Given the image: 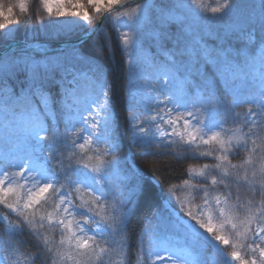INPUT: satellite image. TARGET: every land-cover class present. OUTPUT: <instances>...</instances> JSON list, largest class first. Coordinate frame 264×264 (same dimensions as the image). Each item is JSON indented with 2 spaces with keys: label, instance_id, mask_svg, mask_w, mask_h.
I'll return each mask as SVG.
<instances>
[{
  "label": "snow or ice",
  "instance_id": "1",
  "mask_svg": "<svg viewBox=\"0 0 264 264\" xmlns=\"http://www.w3.org/2000/svg\"><path fill=\"white\" fill-rule=\"evenodd\" d=\"M41 2L50 19L39 23L71 42L60 50L28 42L0 50V224L7 236L0 264H113V257L125 264L131 206L154 194L135 169L122 175L114 156L119 77L110 82L81 50L109 19L127 63V119L137 145L216 161L186 170L204 184L185 180L169 189L163 207L156 200L137 264H207V246L223 264H264V0H145L130 11L121 10L127 0ZM17 8L28 12L27 0L6 12L0 3L4 41L20 26ZM100 35L112 51V37ZM86 144L92 156L77 151ZM241 150L242 161L232 163ZM184 189L189 200H202L195 211L175 195ZM46 206L52 211L42 212ZM30 241L35 252L25 251Z\"/></svg>",
  "mask_w": 264,
  "mask_h": 264
},
{
  "label": "trees",
  "instance_id": "2",
  "mask_svg": "<svg viewBox=\"0 0 264 264\" xmlns=\"http://www.w3.org/2000/svg\"><path fill=\"white\" fill-rule=\"evenodd\" d=\"M16 0H0V3L6 7L15 3ZM86 4V0H83ZM28 12L20 13L19 9L15 10L16 17L20 20V26L18 29H13V37L10 39H22V40H63L68 39L64 36L63 32L57 30V28L47 25L42 26L39 23L38 17H43L46 21L50 18L47 12L44 10L41 0H27ZM89 14L96 16L95 11L88 7ZM14 17V18H16ZM51 19H56L52 17ZM63 19H78L76 17H61ZM90 27V26H89ZM103 32H107L112 37V51H109L107 47H101V35ZM97 33L91 36L82 46V52L85 55L95 57L100 64L103 65L106 73V79L112 81L113 74L115 73L119 78L115 81L116 93L113 100L114 117L116 119L117 128L116 131L120 137V147L114 153L115 158L119 161L122 175H131L132 169H135L136 173L142 178V181L150 187V191L154 194V198L150 201H141L138 204L132 205L127 221V236H128V248L126 249L125 264H137V253L139 250V237L141 235L142 228L145 220L149 217L152 210L156 207V200L159 199L160 206L163 207V197L172 185L180 184L189 179V175L186 174V170L189 167H194L201 164H214L215 160L212 159H177L171 155V150L168 149H156L154 146L151 148L140 147L135 140L132 139L130 129L128 127V110L126 107V88L124 87V81L126 76V60L125 55L122 52L118 41L116 30L111 20L103 21V24ZM7 40V41H8ZM0 38V48L7 42ZM54 45V44H51ZM224 103L231 105L232 97L230 94L225 93L222 97ZM246 106L234 109L235 111H243ZM224 119L223 116L220 117ZM228 127H234L231 123L227 124ZM61 132H63L64 124H60ZM89 147H85L83 150L77 149L78 152H86L89 156L93 155V152L89 150ZM103 148L102 146H100ZM159 154H154V153ZM245 153L241 150L239 155L229 156L232 163H239L244 158ZM111 158V157H109ZM86 163H95V160L85 161ZM240 194L242 198L248 196L246 187L240 188ZM84 198L87 196L83 193ZM79 201V197H74ZM259 199V197H257ZM2 211H6L3 206H0ZM42 212L52 211L51 207L46 206L41 209ZM12 221L17 219L15 213L8 212ZM49 236H53V233L48 232ZM26 238V237H25ZM7 239L4 228L0 224V241ZM60 236L58 233L54 235V240L58 241ZM103 246V242L100 243ZM147 247L145 238V248ZM25 251L35 252L36 248L33 246V242L30 241ZM204 256L207 260V264H223L222 259L215 252L211 246H207L204 251ZM113 264H118L120 257H113ZM35 264H40V261H35ZM143 264H148L147 259L143 261Z\"/></svg>",
  "mask_w": 264,
  "mask_h": 264
},
{
  "label": "rangeland",
  "instance_id": "3",
  "mask_svg": "<svg viewBox=\"0 0 264 264\" xmlns=\"http://www.w3.org/2000/svg\"><path fill=\"white\" fill-rule=\"evenodd\" d=\"M143 2H145V0H139V1H137V2H135V3H133V4H129V5H127V7L126 8H123V9H121L122 11H130L131 9H133V8H135L136 7V5L137 4H139V3H143ZM205 2H210V0H205ZM67 6V5H66ZM112 15L114 16L115 15V13H112ZM116 30V29H115ZM125 29H121V31H124ZM16 47H18V46H16ZM150 51H155L154 49H150ZM126 60V59H125ZM126 66H127V63H126ZM127 69V68H126ZM147 83H155V81H148ZM231 96V95H230ZM133 103H135V101H133ZM144 119H146L147 117H143ZM228 127V126H227ZM77 128H79V125H77ZM178 131H183V129L182 128H178L177 129ZM130 132H131V130H130ZM131 136H132V139L134 140V138H133V134H132V132H131ZM89 145H85V147H88ZM100 146H102V147H105L104 145H100ZM210 159V158H209ZM213 160V159H212ZM213 164V163H212ZM212 164H210L209 163V165H212ZM204 164H201V165H197V166H194L193 168H197V169H199L200 167H202ZM190 183H192V184H204L205 183V181L204 180H202V179H192L190 176H189V179H187ZM184 184V182H182V183H180V184H176V185H172V186H182ZM172 186H170L169 188H168V190L166 191V193H165V195H164V197L165 196H168L169 195V189L172 187ZM176 196H179V197H181V199H183V200H185V202H186V204L187 203H190L191 204V206H192V210L193 211H195L196 210V206L197 205H200L201 203H202V200L198 197V198H196L195 200H189L188 199V197H189V193H188V190L187 189H184V190H182V191H178V192H176V194H175ZM163 202H164V200H163ZM177 207H179V204L177 203ZM0 212H2V210L0 209ZM80 217H77V219H79ZM9 220L10 221H12L11 220V218L9 217ZM217 223V221L216 220H213V224H216ZM2 226H3V224H2ZM3 228H4V226H3ZM214 249V248H213ZM231 248L229 247V248H225V251L226 252H231ZM237 264H238V262H237Z\"/></svg>",
  "mask_w": 264,
  "mask_h": 264
},
{
  "label": "water",
  "instance_id": "4",
  "mask_svg": "<svg viewBox=\"0 0 264 264\" xmlns=\"http://www.w3.org/2000/svg\"><path fill=\"white\" fill-rule=\"evenodd\" d=\"M137 1L139 0H127V5L133 4ZM25 42L39 43L42 45H47V47L51 50H60L65 45L69 44L71 41H70V38L63 39V40H30V41L22 40V39H10L0 48V50H2L5 46H9V47L23 46ZM51 44H54V45H51Z\"/></svg>",
  "mask_w": 264,
  "mask_h": 264
}]
</instances>
